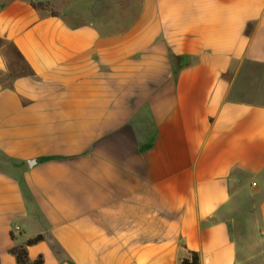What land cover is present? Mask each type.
<instances>
[{"label":"crops","instance_id":"crops-1","mask_svg":"<svg viewBox=\"0 0 264 264\" xmlns=\"http://www.w3.org/2000/svg\"><path fill=\"white\" fill-rule=\"evenodd\" d=\"M37 234L43 264H264V0H0V264Z\"/></svg>","mask_w":264,"mask_h":264},{"label":"rangeland","instance_id":"rangeland-1","mask_svg":"<svg viewBox=\"0 0 264 264\" xmlns=\"http://www.w3.org/2000/svg\"><path fill=\"white\" fill-rule=\"evenodd\" d=\"M256 197L250 192L243 190L237 199V204L233 213L234 228L239 238V243L243 244V238H248L255 232L256 208H254ZM253 236V235H252ZM247 240V239H246ZM255 243V242H254Z\"/></svg>","mask_w":264,"mask_h":264},{"label":"trees","instance_id":"trees-1","mask_svg":"<svg viewBox=\"0 0 264 264\" xmlns=\"http://www.w3.org/2000/svg\"><path fill=\"white\" fill-rule=\"evenodd\" d=\"M14 238V234L11 233ZM44 240L43 234H37L31 238H28L24 243L17 244L9 249L17 261V264H43L44 259L42 255H39L34 261L29 259L28 247ZM179 264H201L200 256L196 251H189L187 256L183 257Z\"/></svg>","mask_w":264,"mask_h":264},{"label":"water","instance_id":"water-1","mask_svg":"<svg viewBox=\"0 0 264 264\" xmlns=\"http://www.w3.org/2000/svg\"><path fill=\"white\" fill-rule=\"evenodd\" d=\"M27 164H28V162H27Z\"/></svg>","mask_w":264,"mask_h":264}]
</instances>
